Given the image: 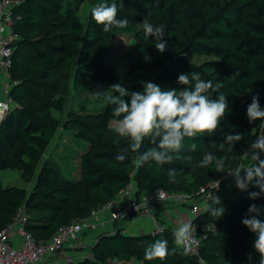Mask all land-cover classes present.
<instances>
[{
	"label": "trees",
	"instance_id": "trees-1",
	"mask_svg": "<svg viewBox=\"0 0 264 264\" xmlns=\"http://www.w3.org/2000/svg\"><path fill=\"white\" fill-rule=\"evenodd\" d=\"M86 1L90 10L83 19L79 11ZM100 3H116L118 18H127L128 26L102 31L91 18V8ZM14 14L19 16L14 26L19 37L9 75L15 84L9 92L13 105L0 123V172L17 170L31 186H5L0 176V231L23 209L26 229L47 241L59 227L87 218L93 209L118 197L131 182L138 198L158 190L197 195L202 187L240 168L244 153L259 138L264 120L249 123L246 113L257 94L264 108V0H22ZM145 20L165 25L168 46L163 54L155 49L153 37L145 38ZM122 35L133 36L136 55L129 69L119 72L107 56L111 41ZM145 54L150 57L147 62ZM191 72L211 82V98L221 93L227 98L229 109L219 129L211 136L185 138L171 163L141 165L138 154L130 150L123 162L118 161L116 155L130 141L115 131L122 117L113 116V106L105 99L118 95L111 86L120 83L142 91V81L151 80L165 90H179L186 87L178 84L179 74ZM69 89L75 95L100 96L106 104L101 110L67 111ZM235 133L243 139L234 147L225 143L220 151L215 146ZM57 135L68 136L77 146L72 158L79 160L78 180L70 179L53 160L49 148ZM153 139L158 140L149 134L139 152L156 147ZM193 143L195 151L190 150ZM208 154L228 157L223 172L214 164L199 166ZM169 169H176L177 182H169ZM250 192L259 189L249 185L241 194L221 196L220 204L209 203L191 220L201 240L199 256L177 248L163 260H145V250L155 240L166 239L170 250L176 247L175 230L168 226L162 234H127L118 229L98 234L88 254L74 264H200L201 259L207 264H259L255 234L242 219L255 204L264 220V194L253 200ZM213 207H224V215L212 216Z\"/></svg>",
	"mask_w": 264,
	"mask_h": 264
},
{
	"label": "clouds",
	"instance_id": "clouds-1",
	"mask_svg": "<svg viewBox=\"0 0 264 264\" xmlns=\"http://www.w3.org/2000/svg\"><path fill=\"white\" fill-rule=\"evenodd\" d=\"M119 8L116 3L108 5L100 3L91 8V18L98 25L102 26V31L109 32L112 28H126L127 18H118ZM145 38L153 37L155 49L163 54L167 50L168 42L165 40V25H154L148 20L143 22ZM144 60L147 62L150 57L145 54ZM178 84L186 86L181 89H163L157 83L142 81V91L129 90L120 83L113 84L111 88L118 95H108L105 97L107 103L113 106L112 112L115 117H122L118 120V127L115 131L118 135L129 139V147L122 149L116 159L123 162L129 150L138 154L137 161L144 164L154 161L158 165L171 163L173 153H179L184 148L185 138H192L196 135H213L219 129L220 122L226 115L228 101L225 95L219 94L215 99L208 95L212 87L210 81L202 80L199 73H181L178 76ZM247 118L249 123L256 120H264V108L260 106L259 94L252 97L251 103L247 106ZM152 135V143L156 147L149 148L140 153L144 139ZM243 139L240 133L226 135L225 141L215 145L220 151L225 148V143L234 147L235 143ZM197 145H190V150L195 151ZM264 138H258L253 142L250 152L244 153L249 156L254 163L245 167L242 171L237 168L230 175L234 178L235 186L241 191H247L249 185L259 189V192H250V199H258L264 194ZM227 156H214L208 154L203 157L200 167L213 165L217 172H223ZM235 159V157H233ZM243 172V175L241 173ZM176 169H169V182H177ZM217 204L221 201L219 197ZM224 207H213L210 214L214 217L224 215ZM249 215L242 219V224L255 234L254 249L259 254V264H264V220H261V208L255 204L249 206ZM195 229L191 222H182L173 232L174 244L176 247L169 249L168 241L155 240L145 250L144 259L153 260L175 254L177 248H182L185 254H189L195 241L193 239ZM200 264H205L201 259Z\"/></svg>",
	"mask_w": 264,
	"mask_h": 264
},
{
	"label": "built area",
	"instance_id": "built-area-1",
	"mask_svg": "<svg viewBox=\"0 0 264 264\" xmlns=\"http://www.w3.org/2000/svg\"><path fill=\"white\" fill-rule=\"evenodd\" d=\"M21 2L22 0H0V78L7 76V79L2 82L4 97L0 99V118L4 117L13 105L9 92L15 82L10 81L9 71L15 51L14 43L19 37L14 31L19 16L14 14V10ZM235 170H230L216 181L202 187L197 195L168 193L164 190H158L142 193L138 198L135 195V185L131 182L118 197L93 209L87 218L74 220L59 227L47 241L39 240L26 229L27 217L22 209L13 222L0 231V264H54L57 256L62 254L66 243L76 242L84 231L103 230L105 226L103 216L107 212L110 213L112 221L119 223V227L123 225L126 217L131 216L130 218H133L135 213H145L154 221L149 232L162 234L168 226L155 220L150 211L153 203L185 207L186 202L189 201L190 204L187 205L191 216L194 218L209 203L216 201L218 196L220 198L219 191L222 180L233 178L230 173ZM233 195L229 194L228 196L232 197ZM192 226L195 229L193 234L195 243L190 253L199 256L201 240L195 225ZM169 227L176 229L173 226ZM205 264L207 263L205 262Z\"/></svg>",
	"mask_w": 264,
	"mask_h": 264
},
{
	"label": "crops",
	"instance_id": "crops-1",
	"mask_svg": "<svg viewBox=\"0 0 264 264\" xmlns=\"http://www.w3.org/2000/svg\"><path fill=\"white\" fill-rule=\"evenodd\" d=\"M6 79L7 76H2L0 78V99L4 97V93L2 91V82ZM1 119L2 117L0 118V120ZM259 138H264V125ZM61 140L62 139H59L58 135L55 137L54 141H56V143L58 144L57 148L62 146ZM51 147L54 148L55 146ZM261 159H264V153H261ZM252 163H254V161H252L249 156H245L240 167L241 171ZM241 175H243V172L241 173ZM231 192H234L235 195L241 194L243 191L236 188L234 178L223 180L220 188V193H224V196H228L229 194H233ZM189 210L190 209L188 207L173 204L164 205L162 207L152 205L150 208L151 213L158 223L167 226H173L176 228L182 222H191L193 217L191 216ZM133 218H127L126 220H124L123 225L119 227V223L112 221L110 213H105L103 216V220L105 221L103 230L84 231L80 234L79 239L76 242L66 243L62 254L57 256L54 264H74L79 259L85 257L88 254V247L96 241V236L100 233L112 234L118 229H125L122 231L127 234L149 232V230L154 225L153 219H151V217H149V215L145 213H135Z\"/></svg>",
	"mask_w": 264,
	"mask_h": 264
},
{
	"label": "rangeland",
	"instance_id": "rangeland-1",
	"mask_svg": "<svg viewBox=\"0 0 264 264\" xmlns=\"http://www.w3.org/2000/svg\"><path fill=\"white\" fill-rule=\"evenodd\" d=\"M90 10L89 3L83 2L80 5L79 14L83 19L88 16V11ZM136 55V47L133 36H117L110 43V51L108 53L107 59L111 61L119 70V72H124L129 69L132 65L134 58ZM70 90V89H69ZM66 110H70L73 108L75 110H88V109H103L106 102L101 101L100 96H86V95H75L72 89L68 92ZM66 111V112H67ZM65 115H63V118ZM118 125V123H116ZM58 141V140H57ZM61 147H58L56 141H53L52 146L49 151L54 152L53 160L59 162V164L63 167L66 175L72 180H78L80 178V169H79V160L72 158L74 157V153L72 150H76L77 146L72 141L71 138L67 136V138H62ZM60 146V145H59ZM57 148V149H56ZM51 153V152H50ZM48 155H46L47 157ZM0 176L4 181L5 186L9 184H14L16 186L30 188L31 184H26L21 179V173L17 170H3L0 172ZM226 180V179H224ZM223 182V180H222ZM220 184V187L222 185ZM234 194V192H231ZM220 197L224 196V193H220ZM219 197V196H218ZM186 204H190L189 201ZM24 211V210H22Z\"/></svg>",
	"mask_w": 264,
	"mask_h": 264
},
{
	"label": "water",
	"instance_id": "water-1",
	"mask_svg": "<svg viewBox=\"0 0 264 264\" xmlns=\"http://www.w3.org/2000/svg\"><path fill=\"white\" fill-rule=\"evenodd\" d=\"M2 119H3V117H2ZM2 119L0 120V123H1Z\"/></svg>",
	"mask_w": 264,
	"mask_h": 264
}]
</instances>
